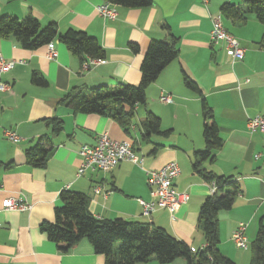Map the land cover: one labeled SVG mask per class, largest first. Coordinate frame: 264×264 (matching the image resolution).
<instances>
[{"label": "crops", "instance_id": "obj_1", "mask_svg": "<svg viewBox=\"0 0 264 264\" xmlns=\"http://www.w3.org/2000/svg\"><path fill=\"white\" fill-rule=\"evenodd\" d=\"M103 1L0 0V16L24 18L32 13L43 26L55 21L60 33L69 28L84 30L106 50L104 63L87 66L89 59L82 63L58 38L52 42L57 56L50 59L47 46L30 50L14 36L0 37V55L16 61L1 78L12 83V91L0 90V264H106L105 255L95 252L88 239H81L65 252L40 229L43 221L55 220L65 189L87 193L90 210L98 218L122 217L165 227L194 251L205 245L198 223L201 204L211 193L210 183L192 166L194 152L205 147L204 119L199 96L184 83L185 72L202 88L224 139L216 159L203 161V166L232 175L242 189L233 207L219 213L220 249L237 264H249L251 255L236 246L232 235L244 221L252 242L264 223V132L248 127L250 117L264 115V24L253 14L239 23L221 13L224 2L245 6V0H153V5L143 8L114 3L116 19L104 18L98 12ZM219 14L245 48L243 60L234 62L223 41H211L213 17ZM166 25L179 37V56L149 86L147 107H137L129 132L111 117L75 112L58 102L75 86L139 83L149 43L168 36ZM131 42L139 45L138 52H133ZM34 71L46 77L47 86L32 82ZM162 92L170 93L173 101L162 102ZM147 109L160 116L163 129H171L169 136L143 137ZM53 117L64 121L60 133L52 130ZM8 129L16 131L21 140L9 139ZM103 133L131 140L142 153L144 166L124 160L111 171L88 169L77 175L81 145L95 143ZM43 136L50 138L53 148L46 165L36 167L28 162L26 151ZM256 154L260 156L255 158ZM171 160L181 167L175 187L188 191L190 199L173 214L159 208L144 215L139 198L151 199L147 170L161 168ZM98 185L102 192H95ZM11 196L25 197L31 209L5 210L3 201ZM136 264L163 263L153 258ZM166 264L186 262L177 258Z\"/></svg>", "mask_w": 264, "mask_h": 264}, {"label": "trees", "instance_id": "obj_2", "mask_svg": "<svg viewBox=\"0 0 264 264\" xmlns=\"http://www.w3.org/2000/svg\"><path fill=\"white\" fill-rule=\"evenodd\" d=\"M129 8H143L153 5V0H107ZM246 5L224 2L221 13L234 22L245 23L248 15L253 14L264 24V0H245ZM168 36L152 39L141 63V79L137 84L119 82L116 85L75 86L58 102L66 104L75 112L94 113L115 119L126 132L130 131L138 106L147 107V90L162 71L179 56V37L165 26ZM14 36L23 48L36 50L47 46L58 38L82 63L89 58H104L106 50L101 42L84 30L69 28L63 33L58 31L55 21L42 25L40 20L29 13L24 18L3 14L0 16V37ZM264 45V38L261 41ZM133 52L140 47L131 42ZM32 82L47 86L46 77L34 71ZM184 83L202 104L204 119L203 136L205 147L194 152L193 171L203 176L207 182H215L217 189L210 193L200 207L198 226L203 233L205 245L194 251L183 239L178 238L165 227L151 223L127 220L122 217L98 218L90 210L91 197L82 191L65 189L60 196L63 204L55 209V220H45L40 229L49 239L56 242L62 251H69L81 239H88L95 252L105 255L106 264H136L153 258L160 263H171L184 258L188 264H237L220 249V218L222 210L233 207L236 196L242 191L238 179L207 169L203 161L216 159L217 151L223 146L224 139L215 120L214 110L209 104L202 88L186 72ZM52 130L60 133L64 128L61 118L50 120ZM145 129L143 137L154 134L169 136L171 129H163L161 118L147 109L142 121ZM53 145L49 137H41L38 143L26 151L28 162L36 167H44ZM157 147L154 148V151ZM250 264H264V223L260 224L256 238L251 242Z\"/></svg>", "mask_w": 264, "mask_h": 264}, {"label": "built area", "instance_id": "obj_3", "mask_svg": "<svg viewBox=\"0 0 264 264\" xmlns=\"http://www.w3.org/2000/svg\"><path fill=\"white\" fill-rule=\"evenodd\" d=\"M207 3L209 0H203ZM98 12L108 19H116L118 11L111 1L104 0L97 6ZM210 38L212 42L223 41L226 44V49L235 62L245 58V48L240 44L239 39L235 34L229 31L222 21V14L213 17V25L210 31ZM49 52L48 58L53 59L57 56V51L52 42L47 45ZM104 58H89L86 65H94L104 63ZM16 61L8 60L0 55V90L12 91V83L1 80L2 75L8 72ZM160 99L162 102L170 103L173 101L170 93L162 92ZM248 127L251 130H260L264 132V115L257 114L250 117L248 120ZM6 136L15 141L21 140L20 135L13 129L6 130ZM81 157V164L79 166L77 175H82L88 169L102 170L104 172L113 170L121 161L128 160L139 165L144 166V157L139 155L134 143L129 139H115L110 137L107 133H103L97 137V141L93 144L84 143L79 149ZM260 154H256L258 158ZM181 167L176 160L167 162L164 166L158 169L147 170V184L150 187L151 199L145 200L139 198L143 206V214L150 215L153 211L159 208H166L170 213L176 212L179 207L188 203L190 194L188 191H181L175 187L174 180L180 175ZM210 183V192L214 193L217 189L216 183ZM95 192H102L101 185L95 187ZM108 191L104 195H108ZM2 207L5 210H19L25 211L31 209L32 205L25 197L11 196L3 201ZM247 223L239 222L232 238L233 241L241 248H249L250 242L246 235Z\"/></svg>", "mask_w": 264, "mask_h": 264}, {"label": "rangeland", "instance_id": "obj_4", "mask_svg": "<svg viewBox=\"0 0 264 264\" xmlns=\"http://www.w3.org/2000/svg\"><path fill=\"white\" fill-rule=\"evenodd\" d=\"M143 109V108H142ZM140 152V151H139ZM138 152V153H139ZM139 155L141 156L142 155V153L140 154L139 153ZM132 162V161H131ZM233 243V242H232ZM234 244V243H233ZM239 249H241L242 250V252H246V253H248V255L250 256L251 255V251H252V246H251V242H250V246H249V248H246V249H243V248H241V247H239L238 245H236ZM251 258V257H250ZM181 259H183V258H181ZM185 262H186V264H188L187 263V261L185 260ZM249 264H250V261H249Z\"/></svg>", "mask_w": 264, "mask_h": 264}]
</instances>
